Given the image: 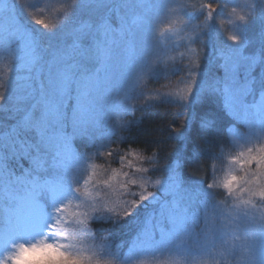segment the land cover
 <instances>
[{"label": "snow or ice", "instance_id": "snow-or-ice-1", "mask_svg": "<svg viewBox=\"0 0 264 264\" xmlns=\"http://www.w3.org/2000/svg\"><path fill=\"white\" fill-rule=\"evenodd\" d=\"M45 7L0 0L9 73L0 80V264H148L165 254L173 258L164 264H183L194 251L200 264H264V27L247 36L257 18L264 25V0H71L53 24L37 17ZM214 14L232 24L224 39ZM173 76L183 87L145 91ZM212 98L218 108L184 124L198 121L201 144L161 176L153 179L158 146L132 151L139 164L119 147L137 106L187 110ZM205 156L210 178L199 175ZM225 160L219 180L215 162ZM101 222H127L128 238L110 232L98 242L92 225Z\"/></svg>", "mask_w": 264, "mask_h": 264}, {"label": "trees", "instance_id": "trees-1", "mask_svg": "<svg viewBox=\"0 0 264 264\" xmlns=\"http://www.w3.org/2000/svg\"><path fill=\"white\" fill-rule=\"evenodd\" d=\"M191 2L198 4L200 2L206 3L208 2V0H191ZM63 14H65V11L63 12ZM43 17L47 16H42V19H44L45 22L49 24L56 23L52 17L47 18L51 19L50 21ZM219 18V16H215L214 20V22L218 26L220 21ZM202 19L203 18L201 17V20ZM262 27H264V25H262L260 20L257 18L248 26V38L252 40L257 39L262 30ZM194 46L198 47L197 45ZM254 50L255 48H250L249 54ZM210 53L211 48L205 49L203 58L201 60L202 67H207ZM184 63L185 65L188 63L187 58H185ZM221 73H223V70L217 68L216 74L218 75ZM178 80L179 76H173L170 81L164 79L152 80L148 83L147 88L145 90L152 92L153 89H164L166 88L164 87L165 85H167V87H170ZM138 98L139 104L142 105V97ZM219 104L220 101H218L216 98H212V100L203 101L202 103L194 105L192 108H189L187 110L176 109L170 105L160 104L155 101L150 103L146 107L137 106L132 113L124 117L126 121H130L131 123L128 125L127 129L122 133L125 137H127V139L125 142L121 143L119 147L123 150V152L129 153V158L131 156L132 151H134L137 155L150 156L152 154V151H157L158 146L157 167L160 168V171L153 175V179H155L156 177L161 176L163 174V166L172 162L177 153L184 152L186 155L190 156L192 152L196 149V147L201 144V137L197 134V129L199 127L198 121L194 122L191 128H184L185 120L190 119L193 113L203 115L204 112L208 111L210 108H218ZM178 112L182 114L176 115V113ZM3 116L4 114L0 113V118H3ZM170 124L175 126L176 128H184L185 132H187L191 137L190 142L185 144L184 142L178 140L176 138V134L171 131V128L169 127ZM75 145L81 152L88 150V146L84 141L78 140L75 142ZM146 149H149V151H145ZM111 159L112 168L117 169L118 167H120V162L118 159L114 157ZM103 162V159H99L96 161V163ZM134 162H136V164L140 163L137 160ZM212 163L213 161L209 160L205 156L202 161V165L200 166L199 175L205 176L206 178H210ZM215 163L216 166H218L221 162L216 161ZM20 165L23 167L29 166L27 160H21ZM145 166L151 167V165ZM20 170V167L16 168L18 174ZM184 171L186 177H193V173L190 167L185 168ZM92 227L95 230L97 240H101L104 236L108 235L111 232L115 234L116 242L119 243L120 240L127 239L129 234V225L127 224V222H123L120 225H112L109 223L101 222L93 224Z\"/></svg>", "mask_w": 264, "mask_h": 264}, {"label": "rangeland", "instance_id": "rangeland-1", "mask_svg": "<svg viewBox=\"0 0 264 264\" xmlns=\"http://www.w3.org/2000/svg\"><path fill=\"white\" fill-rule=\"evenodd\" d=\"M71 0H42V4L46 5L45 7V11L44 13H39L37 12V17L38 18H42V16H47V17H43L45 19H47L48 17H52L56 23H59V21L63 18L64 14L63 12L65 11V6L70 3ZM239 3L243 4L244 0H238ZM220 21H219V25L221 23V21H223V29H224V34L221 36V39L225 38V35L228 32L232 31V24H230L229 21V17L227 15H221L219 16ZM47 20H51V19H47ZM166 26V25H163ZM9 75L8 71H7V67L4 64H0V80H3L5 77H7ZM218 75H223V73L218 74ZM177 87H183L182 84H179V80L177 82H175L173 85H171L170 87H166L164 89L160 88L161 91H167L170 88H177ZM2 90V89H0ZM147 92H151L148 90H145ZM139 97V94H137ZM251 99V98H250ZM72 103V102H71ZM69 110L71 111V104L69 105ZM237 127L240 128L241 131H243V127L241 125H237ZM230 150V149H228ZM116 159H118L117 157H114ZM119 160V159H118ZM128 160H131L134 164H136V158L135 156H133L131 154V156L128 158ZM120 167H118L117 169L121 168V164H119ZM217 170L216 171V177L219 180H223L225 178V176L228 173V161L225 160L223 163H220V165L217 166ZM235 174L239 175V172H236ZM150 190H154V189H150ZM98 242L100 240H97ZM173 257L169 256L168 254L162 255V256H149L146 257L148 264H164V262L169 261L170 259H172ZM204 258L197 252H193L191 255L182 258L183 264H200V262L203 260Z\"/></svg>", "mask_w": 264, "mask_h": 264}]
</instances>
